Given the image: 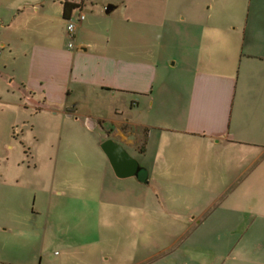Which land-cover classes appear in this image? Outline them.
Segmentation results:
<instances>
[{
    "label": "crops",
    "instance_id": "0c3cea01",
    "mask_svg": "<svg viewBox=\"0 0 264 264\" xmlns=\"http://www.w3.org/2000/svg\"><path fill=\"white\" fill-rule=\"evenodd\" d=\"M65 1L80 4L69 19L86 16L72 49ZM12 2L0 42L15 82L4 123L22 125L25 136L42 134L37 120L70 131L83 118L143 175L119 177L97 141L75 154L77 167L101 164L75 185V224L63 217L70 230L53 228L51 202L38 229L37 196L32 204L31 186L14 176L25 161L8 154L0 161V264H46L51 235L61 248L54 264H264V0L192 5L161 22L137 19L134 31L127 16L103 20L92 0ZM123 228L141 239L134 254L106 245ZM162 234L169 243L160 246Z\"/></svg>",
    "mask_w": 264,
    "mask_h": 264
},
{
    "label": "rangeland",
    "instance_id": "374dc122",
    "mask_svg": "<svg viewBox=\"0 0 264 264\" xmlns=\"http://www.w3.org/2000/svg\"><path fill=\"white\" fill-rule=\"evenodd\" d=\"M12 1L17 0H0V42L7 39L6 37L9 34V29H4L2 25L9 23L14 17L16 12V7ZM30 3L33 0H28ZM40 1H49L52 0H40ZM57 1V0H56ZM96 6L101 7L105 12L103 14V20H111L112 18H122L127 16L128 19V28L130 31H134L136 28L139 29L140 25L135 23L137 19L142 17L152 18L153 21H162L170 18L172 14H176L175 11L185 10L192 5L195 6H207L216 4V0H92ZM235 0H219V3L230 6ZM237 2V1H236ZM235 2V3H236ZM108 5L118 6L110 14H106V7ZM38 7V6H37ZM32 9H29L30 12ZM105 24V23H104ZM68 25V23H67ZM103 26V25H102ZM106 26L104 25V28ZM7 28V27H6ZM151 27H149L150 29ZM106 41V40H105ZM134 39L128 38V43L125 47L134 48ZM0 161L5 159L8 154H11L12 160L23 159L25 161V172L21 174H15L14 176L19 179L22 184L31 186V198L32 204H34V197L37 196V203L35 205L36 220L39 222V228H45L48 220L50 221L49 208H51V217L55 221V226L57 228L68 229L70 226L65 225L61 221L63 217H67L72 223L75 224V197H78L79 194L75 192L76 183L88 184L93 174V172L98 171L101 167L100 162L96 164L97 169L94 170V165L88 161H84L83 166L77 167L75 164V154L76 152L81 151H91L93 150L96 143H100L102 148L103 143L100 140H96L94 137L97 134L95 131L91 130L87 125V120L83 118L80 119V123H76L68 130V125L65 127L61 124L53 125L47 124L46 122H41L37 120V124L40 125V130L42 134H37L34 131H27L25 136L23 133V126L19 125L15 127L14 130L9 128L11 122L4 123V118L7 116L6 107L3 105V101H6L12 96L11 86L15 85V82H10L12 79L11 67L4 66L1 64V57L5 55L3 48H0ZM3 54V55H2ZM2 55V56H1ZM7 56V55H6ZM22 56V55H20ZM18 60H20L18 58ZM17 66L16 69H20L19 72L23 74L25 67V61L22 60ZM22 77V76H21ZM80 101L79 106L81 107V112L87 111V107ZM30 125H26V129H32L34 118H28ZM64 127V128H63ZM38 128V127H36ZM39 130V131H40ZM65 130V131H64ZM38 131V132H39ZM62 131H64V138L62 139ZM13 132L15 134H13ZM71 136L70 138H67ZM98 141V142H97ZM27 152V153H26ZM32 154L28 160V156ZM68 154V155H67ZM5 157V158H4ZM9 157V156H8ZM7 157V158H8ZM26 157V158H25ZM11 163V162H10ZM7 163V166L10 164ZM9 172H14V170L9 169ZM88 180V181H87ZM35 187L37 189H35ZM65 190L67 195L64 198H61L60 191ZM60 201V202H59ZM114 211V210H113ZM112 211V213H114ZM72 218V219H71ZM131 218H128V221ZM60 221V222H59ZM117 221H113L116 223ZM70 223V222H68ZM35 224V222H34ZM73 224V225H74ZM34 227V226H33ZM70 230V229H68ZM72 230H75L72 226ZM71 230V231H72ZM124 232V228H123ZM129 233H131L129 231ZM128 233V234H129ZM115 235V236H113ZM133 234L127 236L124 233L115 232L113 233L106 245L111 248H117L119 246L125 247L128 251L136 249V244L138 241H141L139 237L132 236ZM52 239H49L47 244V256L46 264L56 263V251L60 252L61 248L56 242V239L50 236ZM96 239V238H94ZM144 239V240H143ZM142 240L146 243L148 238L146 236L142 237ZM160 246L169 243L167 235H160L158 238ZM34 245V244H33Z\"/></svg>",
    "mask_w": 264,
    "mask_h": 264
},
{
    "label": "water",
    "instance_id": "95a60500",
    "mask_svg": "<svg viewBox=\"0 0 264 264\" xmlns=\"http://www.w3.org/2000/svg\"><path fill=\"white\" fill-rule=\"evenodd\" d=\"M116 6L108 5L106 13L110 14ZM102 149L109 157L116 174L121 177H129L138 174L140 177L143 173L138 172V162L129 155V153L118 143L113 140H107L103 143Z\"/></svg>",
    "mask_w": 264,
    "mask_h": 264
},
{
    "label": "built area",
    "instance_id": "2783aa9c",
    "mask_svg": "<svg viewBox=\"0 0 264 264\" xmlns=\"http://www.w3.org/2000/svg\"><path fill=\"white\" fill-rule=\"evenodd\" d=\"M85 17L86 16H85L84 12L81 11L75 20H73L71 18L68 19L67 33H68V36L70 38L69 47L71 49L75 48V36H76L77 27L80 23H82L85 20ZM0 54H1V51H0Z\"/></svg>",
    "mask_w": 264,
    "mask_h": 264
},
{
    "label": "trees",
    "instance_id": "16d2710c",
    "mask_svg": "<svg viewBox=\"0 0 264 264\" xmlns=\"http://www.w3.org/2000/svg\"><path fill=\"white\" fill-rule=\"evenodd\" d=\"M80 7L79 3H76L75 1H65L64 2V16L68 20L69 16L73 12V10L77 9Z\"/></svg>",
    "mask_w": 264,
    "mask_h": 264
}]
</instances>
